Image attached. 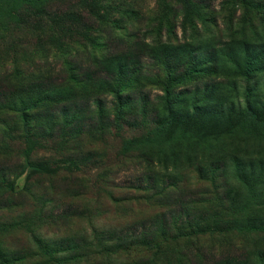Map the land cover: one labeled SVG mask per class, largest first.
<instances>
[{
	"label": "rangeland",
	"instance_id": "1",
	"mask_svg": "<svg viewBox=\"0 0 264 264\" xmlns=\"http://www.w3.org/2000/svg\"><path fill=\"white\" fill-rule=\"evenodd\" d=\"M169 1L127 0L125 5L129 11L115 15L116 19L125 16L118 33L140 39H149V35L150 40L184 41L181 20L174 15V9L166 20H160ZM73 2L59 1L53 10L61 12L70 5L67 8H74ZM200 4L205 8L204 21L195 23L200 34H212L224 41L233 29L238 32L256 28L264 36V26L259 23V17L264 19V11L245 10L236 0H200ZM11 6L16 8L13 15L8 14L9 6L0 2V72L7 71L11 83L26 79L21 89L8 92H20L15 99L27 101L33 97L24 93L27 85L45 80L39 75L52 69L54 72L47 74L48 77L62 79L58 74L63 61L82 60L86 55L72 37L61 36L65 35L60 33L61 27L42 22V17L32 19L23 15V3ZM232 23L234 25L230 26ZM222 43L217 42V48ZM143 63L149 65L152 61L148 59ZM150 68L149 71L155 67ZM164 74L159 72L155 80H164ZM204 76L213 78L209 74ZM217 79L226 81L224 77ZM187 83L191 85L194 80ZM260 84L251 100L256 109L264 106V80ZM0 94V106L7 100L16 101ZM160 95L159 89H152L150 98L155 102ZM103 102L112 119L111 98H103ZM8 106L15 112L22 110L19 103ZM49 107L55 111L52 116H58L59 105L49 103ZM156 107L148 110L147 121H140L144 126H150V121L154 125L152 116L160 110V106ZM257 112L263 116L258 121L235 119L232 123L223 119L225 112L222 116L211 112L213 125L205 130H202L205 126L188 128L186 122H181L178 127L187 134H179L175 142L157 139L156 147L145 153L144 149H134L135 144H129L135 140L141 142L145 130L134 128V122L128 118L115 121L101 134L75 140L71 129L62 126V119L55 121L48 117L27 128L12 120L11 112L4 115L0 111V180H6L14 188L0 191V264H61L67 257L46 255L67 251L69 237L84 236L88 242H93V228L101 233L132 221L135 223L127 227L128 231L137 233L142 226L138 220L158 221L162 216L171 229L167 235L171 239L176 237L175 225H179L177 229L184 226L185 232L203 234L192 235V245L184 251L190 257L201 255L204 264H264V233L227 229L230 225L224 222L226 217H212L214 213L221 216L224 212L221 206L228 205L233 198L236 204L244 203L245 209L251 206V210L261 211V219H264V171L260 173L259 168L260 165L264 168V134L259 131L263 129L259 126H264V109ZM210 134L211 138H222V151L216 154L218 159L210 158L202 145H193L197 135H207L206 140ZM189 136L192 143L187 141ZM160 144L168 146L167 153L158 149ZM91 148L92 151L86 153ZM172 150L178 152L177 164L172 155L169 157ZM236 162L245 166L240 173ZM249 162L254 164V169L248 166ZM28 165L38 167L32 170ZM150 182L155 186L149 188ZM163 190L166 193L162 196ZM184 203L191 210L187 218L180 221L181 216L179 219L175 216ZM73 232L82 235L75 236ZM41 239L51 249L39 247ZM160 239L156 237L152 244ZM175 244L172 242L173 246ZM142 252L139 248L137 253L116 255L110 264H150V254ZM83 259H80L81 264Z\"/></svg>",
	"mask_w": 264,
	"mask_h": 264
},
{
	"label": "trees",
	"instance_id": "2",
	"mask_svg": "<svg viewBox=\"0 0 264 264\" xmlns=\"http://www.w3.org/2000/svg\"><path fill=\"white\" fill-rule=\"evenodd\" d=\"M59 1L62 0H0L9 6L7 11L10 15L16 12L12 4L23 3V15H29L32 19L42 17V22L61 27L60 33L65 34L61 36L72 37L71 39L83 48L81 53L86 55L82 60L65 59L58 74L62 79L48 77L47 74L54 72L52 69L39 75V78L45 80L40 82L39 79L37 83L27 85V91L24 93L33 95L27 101L15 99L20 92L16 94L8 92L21 89L26 79L11 83L12 79L7 75L8 72H0V92L8 99L16 100L4 102V106H0V111H3L4 115L11 112L12 120L15 119L27 128H32L38 120H47L48 117L55 121L62 119V126L66 130L71 129L72 138L77 140L81 136L101 134L115 121H124L128 118L135 123V125L132 123L134 128L145 130L141 142L135 140L129 144H135L134 149L142 148L145 153H150L149 148L156 147L157 139L175 142L179 134H187L183 129H179L181 122H186L188 128L192 126H198L199 129L200 126H205L202 130L212 128L211 112L219 116L225 112L226 117L223 119L229 123L235 119L247 122L263 118L258 115L257 109H264V106L256 109L251 104L252 96L259 90L260 82L264 80V36L256 28L242 29L238 32L233 29L224 41L222 37L217 39L212 34L203 35L195 26L197 21L201 23L204 21L202 17L205 8L201 6L200 0H170L165 4V13L160 20H166L167 14L174 9V15L181 20L184 41L174 43L170 40L164 41L162 38L150 40L149 35L147 36L149 39L145 37L146 35L142 39L134 35L132 38L118 33L122 29L125 16L121 19L115 18L116 14L129 11L125 5L127 0H74L72 6L74 8H67L71 7L70 5L58 12L53 9H56ZM236 2L245 10L264 11V0ZM259 23L264 26V19L259 17ZM193 25L194 28H191ZM232 25L234 24H230ZM217 42H223L220 48H217ZM74 53L76 55V51ZM148 59L152 64L145 65L143 61ZM152 65L155 68L149 71ZM159 72L165 73L162 81L155 80ZM206 74L213 78L205 77ZM222 77L226 81H217V78ZM190 80H194L191 85L187 83ZM152 89H159L161 92L155 102L150 98ZM106 97L111 98L113 104L112 119L109 108L103 102V98ZM17 103L22 105L21 112H15V109L8 106ZM49 103L59 105L58 116H52L55 111L50 109ZM155 105L160 106V110L157 112L154 110L152 116L154 125L150 121V126H144L140 121H147V112L156 107ZM137 115L140 117L137 118ZM259 127L263 128L259 131L264 134V126ZM211 135H208L206 140L204 137L207 135L202 137L197 135V141L193 145H202L203 150L209 152L210 158L218 159L216 154L222 151L220 145L222 138L215 136L211 138ZM187 141L192 143V137L189 136ZM157 147L162 153L168 152V146L160 144ZM91 151L92 148L86 150V153ZM169 153H171L169 157L172 155L177 164L178 152L172 150ZM249 165L254 169L252 162H249ZM28 167L35 170L38 166ZM244 167L236 162L238 173ZM259 168L260 173L264 171L261 165ZM261 178L262 176L258 181ZM154 186L153 182H150L149 188ZM12 190L14 188L10 183L4 179L0 180V191ZM165 193L166 190H163L162 196ZM243 204L242 202L236 204L232 198L228 205L226 203L221 206L224 211L221 216L214 213L212 217L217 219L226 217L224 222L230 225L226 227L227 229L233 227V230L238 232L263 234L264 219H261L263 213L251 210V206L245 209ZM163 207L168 209V206ZM190 210L184 203L181 211L175 216L178 217L176 219L180 216V221L186 219ZM228 218L230 220L226 221ZM138 221L142 222V226L138 228L137 233L128 231L127 228L135 221L101 233L99 229L93 228L91 238L93 242H88L86 237L76 236L82 234L73 232L72 235L76 238L69 237L70 248L67 251L54 252L47 254L46 257L53 255L67 257L61 264H81V258H84L83 264H100L102 260L110 264L116 255L137 253L140 248V251L150 254L148 259L150 264H204L201 255L195 254L190 257L184 251L192 245V235L203 234L185 232L183 224V228L180 227L178 230L179 225H175L176 237L171 239L167 237L171 229L166 225L165 217H160L158 221L151 219ZM216 223L217 221L213 222L215 225ZM196 227H199L198 224ZM156 237L161 238L160 242L152 244ZM172 242L176 244L173 246ZM38 246L46 250L51 249L43 239ZM144 252L142 253L145 255Z\"/></svg>",
	"mask_w": 264,
	"mask_h": 264
}]
</instances>
